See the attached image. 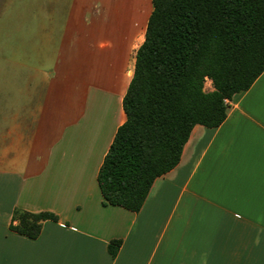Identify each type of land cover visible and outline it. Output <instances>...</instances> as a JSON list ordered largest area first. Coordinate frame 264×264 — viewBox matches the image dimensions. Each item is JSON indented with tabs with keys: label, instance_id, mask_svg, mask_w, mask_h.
<instances>
[{
	"label": "crops",
	"instance_id": "obj_1",
	"mask_svg": "<svg viewBox=\"0 0 264 264\" xmlns=\"http://www.w3.org/2000/svg\"><path fill=\"white\" fill-rule=\"evenodd\" d=\"M53 3L18 22L17 94L2 100L0 264H264V72L221 125L193 128L140 211L105 204L98 173L153 1ZM16 207L58 220L32 239L10 229Z\"/></svg>",
	"mask_w": 264,
	"mask_h": 264
},
{
	"label": "trees",
	"instance_id": "obj_2",
	"mask_svg": "<svg viewBox=\"0 0 264 264\" xmlns=\"http://www.w3.org/2000/svg\"><path fill=\"white\" fill-rule=\"evenodd\" d=\"M152 1L123 99L126 120L98 173L104 203L135 212L178 165L193 128L221 125L233 96L264 72V0ZM48 219L58 216L16 207L9 227L35 239ZM121 243H109L113 257Z\"/></svg>",
	"mask_w": 264,
	"mask_h": 264
},
{
	"label": "rangeland",
	"instance_id": "obj_3",
	"mask_svg": "<svg viewBox=\"0 0 264 264\" xmlns=\"http://www.w3.org/2000/svg\"><path fill=\"white\" fill-rule=\"evenodd\" d=\"M54 0H0V122L3 98L16 96V62L18 22L23 18L33 16H47ZM13 81H12V80ZM13 82V86L6 88L3 81ZM210 88L206 80L205 89Z\"/></svg>",
	"mask_w": 264,
	"mask_h": 264
}]
</instances>
